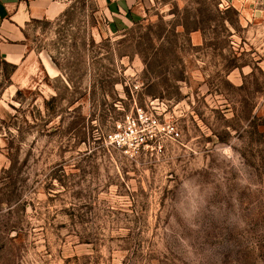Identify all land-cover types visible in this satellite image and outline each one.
<instances>
[{
    "label": "rangeland",
    "instance_id": "obj_1",
    "mask_svg": "<svg viewBox=\"0 0 264 264\" xmlns=\"http://www.w3.org/2000/svg\"><path fill=\"white\" fill-rule=\"evenodd\" d=\"M6 1L0 264H264V0Z\"/></svg>",
    "mask_w": 264,
    "mask_h": 264
},
{
    "label": "crops",
    "instance_id": "obj_2",
    "mask_svg": "<svg viewBox=\"0 0 264 264\" xmlns=\"http://www.w3.org/2000/svg\"><path fill=\"white\" fill-rule=\"evenodd\" d=\"M148 2L149 0H105V8L118 21L127 23L142 18L146 12L144 6ZM32 18L33 16L25 11L20 4L0 0L1 64L20 65L24 54L27 53L23 32ZM194 38L200 40L197 35Z\"/></svg>",
    "mask_w": 264,
    "mask_h": 264
},
{
    "label": "built area",
    "instance_id": "obj_3",
    "mask_svg": "<svg viewBox=\"0 0 264 264\" xmlns=\"http://www.w3.org/2000/svg\"><path fill=\"white\" fill-rule=\"evenodd\" d=\"M134 119H132V117H130V116L126 117V120L131 121V123H132V126L129 127L130 133L133 135V140L129 142L131 144V147H133L134 145L137 147V146H140L146 142L145 138L142 137L141 132L140 133L137 132L138 121H145V122H150L151 124H155V121L152 120V117L148 116L141 109H136V115H135ZM164 130H166L168 133L178 137V133L174 129V127H172L170 125H166L164 127ZM115 135H113V136H115ZM116 136H120V134L118 133Z\"/></svg>",
    "mask_w": 264,
    "mask_h": 264
}]
</instances>
